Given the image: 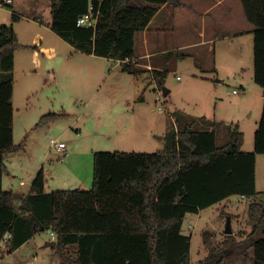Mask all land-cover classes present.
I'll return each instance as SVG.
<instances>
[{
	"label": "rangeland",
	"instance_id": "1",
	"mask_svg": "<svg viewBox=\"0 0 264 264\" xmlns=\"http://www.w3.org/2000/svg\"><path fill=\"white\" fill-rule=\"evenodd\" d=\"M37 1L16 0L9 4L0 0L3 2L0 25L15 24L22 44L34 42L33 36L38 30V24L33 21L36 15L46 24L52 21V1ZM183 1L186 6L176 10L170 29L162 31L154 44L159 51L158 59L168 71L163 84L153 77L152 71L144 70L139 77L106 57L71 56L65 49L58 51L57 57L33 48L17 50L13 128L15 143L23 142L24 148L6 154L5 163L10 172L3 177L4 189L16 190L18 203L22 197L19 192L29 186L42 166L48 175L49 187L54 190L68 189L79 182L82 188L90 189L93 150L155 152L164 149L174 129L178 131L175 119L178 114L205 116L215 121L219 146L229 143L231 128L238 123L245 134L243 149H254L264 94L263 87L254 79V35L247 30L252 24L247 20L245 8L241 0H227L232 13L219 25L212 26L208 19L207 41L203 43L202 14L198 15L200 12L194 8L200 0ZM170 4L168 7L173 10L174 5ZM13 12L24 18L15 22ZM190 14L194 16L189 27L182 19L183 15ZM43 31L48 41L60 39L54 32ZM69 47L75 50L72 45ZM169 50L174 51L172 63L166 62ZM59 54L62 56L58 57ZM137 54H141L139 46ZM3 78L2 74L0 80ZM235 88L240 92L234 93ZM165 89L170 90L168 95ZM143 92V99H139ZM50 112H65L68 116L37 126L41 117ZM52 140L65 142L68 150L62 155L51 147ZM261 158L264 153L259 155L257 173L264 177V159L261 162ZM21 181L26 184L21 185ZM258 186L257 196L242 198L235 194L202 209L199 215L188 213L182 232L192 237L193 264L209 253L204 231H208L212 244L225 247L229 217L235 244L228 246L231 253L222 264H253L251 248L247 250L246 260L241 250L252 227L247 217L249 205L253 201H264V184L259 182ZM49 234L47 230L39 232L32 252L27 254L24 248L18 252L22 257L18 254L9 258L8 254L5 259L0 258V264H19L15 257L23 259L24 256L27 259L21 264H30V261L31 264H52V259L60 260L55 250L46 245ZM5 252L7 250L0 251V256ZM56 264H60L59 261Z\"/></svg>",
	"mask_w": 264,
	"mask_h": 264
},
{
	"label": "trees",
	"instance_id": "2",
	"mask_svg": "<svg viewBox=\"0 0 264 264\" xmlns=\"http://www.w3.org/2000/svg\"><path fill=\"white\" fill-rule=\"evenodd\" d=\"M51 1V26L59 36L89 55L116 61L128 58L130 62H122V68L135 74L143 72L134 59L137 33L147 28L158 5H183L181 0ZM242 2L248 20L256 26L254 79L264 94V0ZM91 8L97 16L96 27L79 26L78 19ZM21 16L13 12L14 21ZM20 48L34 46L20 43L13 23L0 25V77H4L0 80V238L12 233L5 253L52 229L57 241L54 249L62 264H193L192 237L182 232L186 214L235 194H259L256 157L264 153V106L252 151L242 149L245 134L238 123L231 128L229 143L219 146L215 121L178 114V131L174 129L164 149L94 151L90 189L47 191L41 167L30 191L18 203V194L4 189L3 176L10 172L6 154L24 148L23 142L15 143L13 128L15 53ZM173 53L169 51L170 58ZM167 72L152 70L162 84ZM143 97L144 92L139 99ZM66 116L65 112L47 113L37 126ZM249 221L253 231L242 242L241 251L246 260L247 250L253 247L254 264H264V201L250 203ZM208 235L204 231L209 253L197 264H222L228 246L235 244L234 235H228L225 247L212 244Z\"/></svg>",
	"mask_w": 264,
	"mask_h": 264
},
{
	"label": "crops",
	"instance_id": "3",
	"mask_svg": "<svg viewBox=\"0 0 264 264\" xmlns=\"http://www.w3.org/2000/svg\"><path fill=\"white\" fill-rule=\"evenodd\" d=\"M15 1L16 0H13L12 3H14ZM181 1L185 5L176 6V5L173 4L174 6L173 5L172 6L175 8V9L173 8V10L169 9V7H168L170 3L158 5L159 9H158L157 13L155 14V16L152 18V20L150 21V23L147 26V28L145 30L140 31V32L137 33V35H136V50H135V58L134 59H135V61H137L136 67L139 70H141V71L147 70V71L150 72L153 69H160V70L165 69V64L161 60L158 59L159 51L154 46V44L158 41L159 34L162 33V31H166V30L170 29V26H171L172 22L175 21L176 10L179 9L180 7H182V6H186L187 3L185 1H183V0H181ZM36 2H38V1L36 0ZM206 2H208V3L207 4H203V3H206ZM241 2H242V0H241ZM196 3L198 4L197 6H199V7L194 5L195 10L200 12V13H198V15L202 14L201 22L203 23V25L200 28V34L203 36V39L201 41L204 43V42L207 41L206 37L208 35V27L206 25V22L208 21V19L210 20L209 22L211 23L212 26L219 25V24L223 23L225 21V19L228 20V18H226V16H230V13H232V9L230 7V4L227 2V0H200V2L197 1ZM0 4H3V3H0ZM9 4H11V3H9ZM242 4H243V2H242ZM213 13H215V14H213ZM194 14H197L196 11H194ZM193 16L194 15H191V16L183 15V19L182 20L185 21L186 23H188L189 27H190V24L193 23V21H192ZM35 17L36 18H34L33 21L36 22V24H38L37 25L38 26V30L35 32V34L33 36V38H34L33 41L34 42L31 43L33 45H31V44H23V45L34 46L35 48H33V50L38 51V52L48 53V56H50V57L51 56H56L58 51H59V53H61L62 50H64V49L67 50L68 55H71V56H74L76 54H86V53H83V52H81V51H79L77 49H75V50L74 49H70L69 46H71V45L69 44V42L67 43V41H65L61 36H59L52 29V26H51L52 21H49L46 24L44 20L39 21L37 15ZM22 18H24L23 15L17 21L22 20ZM194 18H199V17H194ZM247 20H248V18H247ZM17 21H15V22H17ZM249 22L252 25L250 27H248L247 30L251 31L253 33V35H254V30L256 29V26L251 21H249ZM14 27H15V30H16V32L18 34V37L20 38V34H19L20 32H19V30H18V28H17V26L15 24H14ZM44 29L47 30V33L48 32H54L56 34V36H58L60 39H56V41H54L53 38H51L52 40L48 41L47 38H46V33H44V31H43ZM139 34H141L140 37H139ZM46 41H47V44H45ZM62 41L65 42L67 45H65V43H63ZM57 43L59 45H57ZM138 46L141 48V54L140 55L137 54V47ZM21 49H24V48H21ZM27 50H29V49L27 48ZM169 51H172V50H169ZM169 51H167V52H169ZM16 53H17V51H16ZM16 53H15V66H16V63H17V54ZM86 55L91 56V57H101V56H97V55H94V54H90V55L86 54ZM173 55L171 56V58L167 56V58H166V62L167 63H172ZM61 56L62 55L59 54L58 57H61ZM141 68H144V69H141ZM130 73H132V72H130ZM150 73H152V72H150ZM136 75H139V77H141V76H143V73L141 72V73L136 74ZM55 77H57V76L55 75ZM239 92H240V90H239ZM244 144H245V142H244ZM244 144H243V146H244ZM243 146H242V149H243ZM254 148H255V143H254ZM94 151H96V150H93V153H94ZM244 151H252V150L245 149ZM260 154H263V153L257 154V157H256V188H257L258 191H260L259 190L260 188L258 186L259 182H260V185H261V183L264 184V177H259L258 173H257V167H258V161H259V155ZM263 159L264 158H261V162L263 161ZM35 176H34V178H35ZM33 179H32V182H33ZM46 179H47L46 190L47 191L54 190V189L49 187L48 175H46ZM32 182H30L29 186L25 190H21L19 192V193H22L23 197H24V195H26L30 191ZM74 183H77V182H72V184H74ZM25 184L26 183H24V181H21V185H25ZM76 185H80V186H76ZM3 187H4V177H3ZM69 187L70 188H68V189H73L75 187L80 188V189H84V188H82L83 186L80 184V182L78 184H74L73 186H69ZM61 189H63V188H61ZM14 191L17 193L16 190H14ZM241 196H242V198H246V196H243V195H241ZM201 211H202V209L199 212H196L197 215H199ZM189 213H194V212H189ZM187 215H188V213L186 214V217H187ZM186 217H185V219H186ZM247 217H249V214L247 215ZM249 225L251 227V223ZM252 231H253V226L251 227V232L250 233H252ZM250 233L248 234V236L250 235ZM37 235H38V233L35 234L27 242L22 244L14 252L5 253L0 258L5 259L6 255H8V254L10 256L9 258H11V256H17L19 254L18 252L20 250L24 249V248L26 250V253L29 254L30 252H32L33 246L34 245L37 246V240H38L37 239ZM233 235H234V233H233ZM257 235H255V237ZM253 237H254V235H253ZM49 240H51V234H49ZM51 248L54 249L53 247H51ZM73 248H75V247H72V249ZM250 248L252 250V256H251L252 257V262L254 264V260H253V258H254V248L253 247H250ZM230 253H231V250L228 249L227 254H230ZM20 256L22 257V255H20ZM57 256H59V255L57 254ZM59 258H60V256H59ZM15 259L17 261H19V264H21L27 258L24 256L23 259L18 258V257H15ZM7 260H9V259H7ZM55 260L56 259H54V260L52 259L51 263L52 264H56L59 261V263L62 264L61 258H60V260L59 259H57L56 261ZM11 264H13V263H11ZM30 264H31V261H30Z\"/></svg>",
	"mask_w": 264,
	"mask_h": 264
},
{
	"label": "built area",
	"instance_id": "4",
	"mask_svg": "<svg viewBox=\"0 0 264 264\" xmlns=\"http://www.w3.org/2000/svg\"><path fill=\"white\" fill-rule=\"evenodd\" d=\"M3 1L6 3L13 2V0H3ZM96 24H97V16L94 14L92 8L90 9L88 13L82 15L78 19V25L82 27H96ZM117 62L119 64H121L122 62L127 63V62H130V59L127 58L125 60H117ZM233 92L238 93L239 89L235 88L233 89ZM51 147L58 150L62 155L68 150V145L63 141L58 142L57 140H52ZM60 160L63 161V157H60ZM47 231H49L51 234V240H56V233L52 229H48ZM11 239H12L11 232L5 233L3 237L0 238V251L9 249V246L11 244Z\"/></svg>",
	"mask_w": 264,
	"mask_h": 264
},
{
	"label": "water",
	"instance_id": "5",
	"mask_svg": "<svg viewBox=\"0 0 264 264\" xmlns=\"http://www.w3.org/2000/svg\"><path fill=\"white\" fill-rule=\"evenodd\" d=\"M165 93H166V95H168L170 93V90L169 89H165ZM232 228L233 227L231 225V218L229 217L228 220H227L226 227H225V232L227 234H232L233 233V229ZM56 244H57L56 240H49V241L46 242L47 246H51L53 248L56 247Z\"/></svg>",
	"mask_w": 264,
	"mask_h": 264
}]
</instances>
